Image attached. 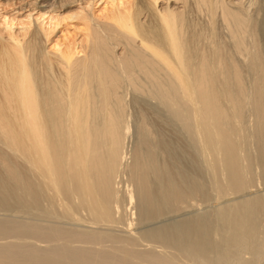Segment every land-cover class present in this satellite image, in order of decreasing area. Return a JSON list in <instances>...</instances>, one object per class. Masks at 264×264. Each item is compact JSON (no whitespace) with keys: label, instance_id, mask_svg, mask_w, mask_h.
Listing matches in <instances>:
<instances>
[{"label":"bare ground","instance_id":"obj_1","mask_svg":"<svg viewBox=\"0 0 264 264\" xmlns=\"http://www.w3.org/2000/svg\"><path fill=\"white\" fill-rule=\"evenodd\" d=\"M0 11V264H264V0Z\"/></svg>","mask_w":264,"mask_h":264},{"label":"rangeland","instance_id":"obj_2","mask_svg":"<svg viewBox=\"0 0 264 264\" xmlns=\"http://www.w3.org/2000/svg\"><path fill=\"white\" fill-rule=\"evenodd\" d=\"M101 6L102 5H99L98 8H100ZM8 9H9V7H6L4 10H8ZM73 24H74L73 22H70V24H68V25L64 24V25L60 26L59 31L57 30L56 33L53 35L54 42L56 39L62 38L64 34H67L68 37H70V38L75 36L76 30L74 29Z\"/></svg>","mask_w":264,"mask_h":264}]
</instances>
